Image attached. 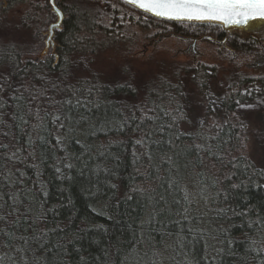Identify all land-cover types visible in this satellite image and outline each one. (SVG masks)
<instances>
[{
	"label": "trees",
	"instance_id": "16d2710c",
	"mask_svg": "<svg viewBox=\"0 0 264 264\" xmlns=\"http://www.w3.org/2000/svg\"><path fill=\"white\" fill-rule=\"evenodd\" d=\"M5 1L0 264H264V168L242 112L264 104V68L127 57L108 72L110 44L149 27L94 0H70L39 57L47 1Z\"/></svg>",
	"mask_w": 264,
	"mask_h": 264
},
{
	"label": "rangeland",
	"instance_id": "374dc122",
	"mask_svg": "<svg viewBox=\"0 0 264 264\" xmlns=\"http://www.w3.org/2000/svg\"><path fill=\"white\" fill-rule=\"evenodd\" d=\"M56 4L59 7L58 2ZM57 19L58 16L56 15V20H52V22H56ZM145 32V29L141 30L140 28V32L138 31L136 34H132V36L127 38V40H122L119 38L116 44H110L111 48L108 51L104 52V54L100 56L101 58L98 59V62L101 63L103 69L108 72H114L117 69L115 67L117 66V64L121 65V61L123 59L131 57L132 59L134 58V60H137L138 64H141L142 59L147 58L150 59V61H158L165 60V58H172L174 60L181 59L184 62L192 61L194 63H197L200 60L213 63L216 60L217 63H215L216 67L214 68H216L217 70H225L227 68L226 70L230 71L232 69V66H237L236 68H239L243 71L246 70L256 72L261 70L259 67L252 66L254 63H256V61L253 60H235L237 57H234V55L231 54L227 55L225 60H223L221 57H216L218 56V52L216 51L213 45L207 42H201L200 46L198 47L197 50L198 52H200L199 57V53L194 54L192 51L186 52L185 49L188 46V43L183 42L180 39H176L173 37L162 40L157 38L154 39L155 37L152 38L151 36H148ZM124 62L129 63L128 61ZM261 63L263 62L260 60L258 65H260ZM133 68H135V66ZM139 69L142 73V71L146 68L142 66L141 68L139 67ZM135 70L138 71V67ZM217 84L218 82L215 80L212 81L210 84L212 91L215 93H219V90L217 89ZM248 105H251L252 107H246ZM212 106L216 110H219L220 108V104H218L217 102H213ZM202 108L199 109L203 111L205 108L204 106ZM263 110V103L251 102L245 104L244 107H242V112L245 113V117L248 120L247 150L251 154L253 159L264 168V115H262ZM196 118V116L192 115L191 124L196 121Z\"/></svg>",
	"mask_w": 264,
	"mask_h": 264
},
{
	"label": "flooded vegetation",
	"instance_id": "af4514ba",
	"mask_svg": "<svg viewBox=\"0 0 264 264\" xmlns=\"http://www.w3.org/2000/svg\"><path fill=\"white\" fill-rule=\"evenodd\" d=\"M45 1H47V4L49 5L50 8V12L52 13V17H53L52 20L55 21L56 12L53 10L50 0H45ZM94 1L96 2L95 6H99L102 9H109L110 11H114L115 15L118 17L136 16V15L142 17L144 16L145 20H147L148 22L147 25L149 29L148 31H146V34L148 36H151L152 38L155 37L154 39L157 38L161 40L172 37L176 39H180L181 41L188 43V46L185 49L186 52L192 51L194 54L199 53V57H200V52H198L197 49L200 46L201 42H207L215 47L216 51L218 52V56L216 57L218 58L221 57L223 60H225L227 55L231 54L234 55V57H237L235 60H241V61L247 59L251 61L253 60L256 61V63L252 65L253 67H259L260 69L264 68V58L256 59V53L260 50L259 45L264 44V27H262L261 22L259 21L250 22V26L248 27L234 26V25L225 27L214 23L169 21L154 17L148 13L139 10L138 8H135L129 4H125L121 0H94ZM57 2L59 8L64 13V19H65L66 14L64 11V7L68 5L70 0H56V3ZM4 3H6V1ZM5 5H7V3ZM53 22L51 21L47 30L45 31V47H46V39L49 33V27ZM157 25L161 26L162 28L156 27ZM177 26H181L183 29H186L187 31H185V33H182L179 30H175ZM62 27H63V22L60 27L55 29V34L53 39L56 45H57L56 33L57 31L62 29ZM258 34H259V40L257 41ZM56 50H57V46L54 48L51 45V47L48 49L45 55H47L50 51L55 55ZM260 60L263 63L258 65ZM200 62L202 64H206L209 67H216L215 63H217L216 60L213 63H209L204 60H200Z\"/></svg>",
	"mask_w": 264,
	"mask_h": 264
},
{
	"label": "snow or ice",
	"instance_id": "6c2138e0",
	"mask_svg": "<svg viewBox=\"0 0 264 264\" xmlns=\"http://www.w3.org/2000/svg\"><path fill=\"white\" fill-rule=\"evenodd\" d=\"M50 2L56 15L60 17L62 14L55 7V0ZM123 2L166 20L220 21L224 24L244 27L250 26V22L259 21L264 27V0H123ZM259 49L256 59L264 58V44H260ZM10 87L11 84L0 73V92ZM212 110L215 111L214 108ZM55 119L60 120L61 117L56 116Z\"/></svg>",
	"mask_w": 264,
	"mask_h": 264
},
{
	"label": "water",
	"instance_id": "95a60500",
	"mask_svg": "<svg viewBox=\"0 0 264 264\" xmlns=\"http://www.w3.org/2000/svg\"><path fill=\"white\" fill-rule=\"evenodd\" d=\"M123 1V0H121ZM52 5V3H51ZM130 5V4H129ZM132 6V5H131ZM55 7L56 9H58L60 11V13L62 14L60 17H58L57 21L56 22H53L50 27H49V33H48V37L46 39V47L45 49L43 50V52L41 53L40 57L44 56L48 49L51 47V45L55 48L56 47V43L54 42V34H55V29L60 27L62 25V22H63V19H64V13L63 11L57 6L56 4V0H55ZM53 8V7H52ZM139 9V8H138ZM54 10V9H53ZM141 10V9H139ZM55 11V10H54ZM142 11V10H141ZM150 14V13H148ZM151 15V14H150ZM155 17V16H154ZM158 18V17H157ZM162 19V18H161ZM166 20V19H164ZM169 21H185V22H198V23H214V24H218V25H222V26H230L228 24H224L223 22H220V21H196V20H192V21H189V20H169ZM53 25H56V27H53Z\"/></svg>",
	"mask_w": 264,
	"mask_h": 264
}]
</instances>
